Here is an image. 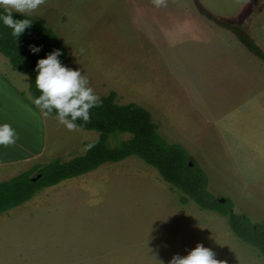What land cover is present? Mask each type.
Returning a JSON list of instances; mask_svg holds the SVG:
<instances>
[{
	"label": "rangeland",
	"instance_id": "obj_1",
	"mask_svg": "<svg viewBox=\"0 0 264 264\" xmlns=\"http://www.w3.org/2000/svg\"><path fill=\"white\" fill-rule=\"evenodd\" d=\"M28 16L58 35L67 52L63 65L79 68L99 98L113 91L118 104L148 110L160 135L204 171L209 192L264 222V156L239 139L237 111L264 90V0H164L162 7L152 0H44ZM0 61L10 69L1 54ZM10 73L28 92V77ZM19 111L9 122L18 135L16 155L36 152L41 140L44 146L32 159L0 164V182L33 164L81 156L98 137L69 131L54 116ZM129 138L113 133L108 144ZM182 195L136 156L104 163L1 214L0 264H56L77 257L86 241L115 249L148 240L166 246L168 257L199 243L221 264H264L225 217L191 200L181 204Z\"/></svg>",
	"mask_w": 264,
	"mask_h": 264
},
{
	"label": "trees",
	"instance_id": "obj_2",
	"mask_svg": "<svg viewBox=\"0 0 264 264\" xmlns=\"http://www.w3.org/2000/svg\"><path fill=\"white\" fill-rule=\"evenodd\" d=\"M13 18L23 17L13 13ZM26 18L32 20V25L17 40L11 35V29L0 24V54L13 71L28 77V92L34 99L40 94L35 85L36 61L53 49H60L59 59L64 64L67 52L50 27L34 17L27 15ZM29 45H38L41 51L33 54ZM99 100V105L89 110L88 122L79 118L76 121L79 128L93 130L98 137L85 145L81 156L68 161L56 158L42 166L33 164L15 177L0 182V215L24 204L44 188L87 174L104 163L136 156L183 194L179 198L181 204L191 200L199 209L225 217L231 232L264 258V222H252L246 215L235 213L230 198L215 197L209 192L204 171L183 147L160 135L148 110L135 103L118 104L113 91ZM50 116H54V112ZM113 133H128L130 138L110 147L108 139Z\"/></svg>",
	"mask_w": 264,
	"mask_h": 264
},
{
	"label": "clouds",
	"instance_id": "obj_3",
	"mask_svg": "<svg viewBox=\"0 0 264 264\" xmlns=\"http://www.w3.org/2000/svg\"><path fill=\"white\" fill-rule=\"evenodd\" d=\"M43 2L44 0H0V24L11 29V35L17 40L32 25V20L26 18L27 15L36 11ZM152 3L155 7H162L164 0H152ZM13 13L20 14L23 18L14 19ZM29 51L38 54L41 47L29 45ZM60 56V49H53L36 61L35 85L40 94L32 103L45 117L54 112L57 122L71 131L79 126L76 123L78 118L85 123L89 121V110L98 106L100 100L87 76L79 68L63 65ZM17 138V132L9 122H0V147L14 145ZM168 264H221V261L214 258L210 249L198 243L184 256L173 255Z\"/></svg>",
	"mask_w": 264,
	"mask_h": 264
},
{
	"label": "crops",
	"instance_id": "obj_4",
	"mask_svg": "<svg viewBox=\"0 0 264 264\" xmlns=\"http://www.w3.org/2000/svg\"><path fill=\"white\" fill-rule=\"evenodd\" d=\"M9 64V63H8ZM10 66V65H9ZM6 63L0 61V122H10L14 120L18 113L26 112L28 115L37 116L41 118L40 109L35 106L31 95L26 91V86L20 80H15ZM16 72V71H15ZM21 74V73H20ZM28 89V87H27ZM240 114L239 124V139L248 146L255 154L264 156V90L254 95L237 110ZM233 126L236 127L237 119L233 115ZM253 124L259 126L252 128ZM252 130L254 132L251 134ZM44 139V138H43ZM14 145L8 147H0V164H8L13 162H22L32 159L40 153L41 147L44 143L41 140L36 152L31 149L25 150L20 156L16 155L18 152ZM22 150V149H20ZM22 154V155H21ZM36 154V155H35ZM79 246L70 259H58L56 264H168L171 259L165 255L166 246H159L158 243L152 246V241L148 240L142 243H135L134 246L129 242L126 245L115 244L117 247H105L102 243L95 241H86ZM159 246V247H158ZM131 249H135L132 251ZM163 249V250H162ZM66 258V257H65ZM111 260V261H109Z\"/></svg>",
	"mask_w": 264,
	"mask_h": 264
}]
</instances>
